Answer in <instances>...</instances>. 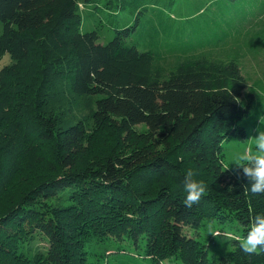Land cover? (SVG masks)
I'll use <instances>...</instances> for the list:
<instances>
[{"label": "trees", "instance_id": "16d2710c", "mask_svg": "<svg viewBox=\"0 0 264 264\" xmlns=\"http://www.w3.org/2000/svg\"><path fill=\"white\" fill-rule=\"evenodd\" d=\"M83 1L0 0V58H9L0 67V162L10 161L0 168V264H101L89 255L105 242L157 264H264V251L240 247L264 213V193L220 161L225 140L246 136L239 66L201 56L161 68L154 52L123 41L128 27L99 43L96 30H79ZM106 8L116 14L111 2ZM140 124L146 132L136 133ZM98 128L124 134L131 149L90 158ZM12 151L33 157L40 173L10 182ZM189 169L207 185L192 207L184 204ZM213 219L241 226L239 235L214 230L230 245L216 258L213 239L198 235Z\"/></svg>", "mask_w": 264, "mask_h": 264}, {"label": "rangeland", "instance_id": "374dc122", "mask_svg": "<svg viewBox=\"0 0 264 264\" xmlns=\"http://www.w3.org/2000/svg\"><path fill=\"white\" fill-rule=\"evenodd\" d=\"M144 1L94 0L90 3L83 1L79 30L81 32L96 30L97 41L106 43L113 37L116 28L128 27V34L124 36L123 41L135 45L140 51L154 52L155 65L164 69H170L181 61L201 56L222 62L234 61L247 82L239 99L240 104L247 107V112L245 138L243 140L232 138L223 142L220 161L223 169L232 170L236 165L230 158L245 148L254 150L256 132L264 130V0H147V8L139 7L141 3L146 5ZM110 2L112 10L116 9L115 15L107 13L110 8H106V5ZM1 30L0 22V32ZM8 60V55L0 58V67ZM66 103L64 100H58L54 106L63 119L69 118L70 115L65 111ZM18 110L17 105L13 112ZM135 130L136 133L146 132L147 127L140 124ZM111 132L115 133V139L118 137L117 143L106 130L93 129L91 139L86 144L87 156L99 157L103 151L109 150L110 146L114 148L115 145L120 151L131 149L132 142H126L124 134L120 132L116 134L117 130ZM102 133L110 136L106 142L101 138ZM4 138L10 144L19 143L20 139L9 135ZM112 141H115V144ZM16 153L18 152L9 153L16 158L13 159L14 173L9 179L10 182L15 183L20 180V176L32 178L31 176L36 175L35 172L40 173V166L33 157ZM1 162L0 168L3 167V163L10 164L9 160ZM2 175L4 170L0 172V176ZM4 181V178H0L1 184H4ZM5 185H9L8 181ZM214 230L239 235L241 226L233 222L221 223L213 219L198 228L199 237L204 240L213 239L209 247L210 258H216L219 252L230 247L226 238L214 235L216 233ZM36 244L45 243L38 239ZM120 246L116 243H99L96 252L94 251L95 254L89 257L100 261L101 264H157L147 256L135 255L134 251L130 250V245L127 246L129 250L124 251L119 248ZM108 248L109 254L103 256L101 251ZM161 264H183V262L180 259H173L162 261Z\"/></svg>", "mask_w": 264, "mask_h": 264}, {"label": "clouds", "instance_id": "9594fccd", "mask_svg": "<svg viewBox=\"0 0 264 264\" xmlns=\"http://www.w3.org/2000/svg\"><path fill=\"white\" fill-rule=\"evenodd\" d=\"M255 149H243L236 152L230 159L233 164L242 168L249 181L252 193H264V130H258L254 139ZM196 173L189 169L184 175V204L192 207L206 193L207 185L202 180L194 179ZM246 253L264 251V213L257 214L247 235L240 245Z\"/></svg>", "mask_w": 264, "mask_h": 264}]
</instances>
